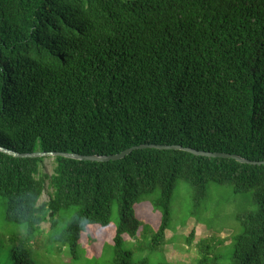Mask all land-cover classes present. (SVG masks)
<instances>
[{
  "label": "trees",
  "instance_id": "1",
  "mask_svg": "<svg viewBox=\"0 0 264 264\" xmlns=\"http://www.w3.org/2000/svg\"><path fill=\"white\" fill-rule=\"evenodd\" d=\"M144 144L264 161V0H0V146L109 155ZM54 158L48 175L45 157L0 149V205L27 228L9 234L3 264H36L26 240L46 221L50 240L75 255L90 225L108 224L114 203L119 247L124 233H140L134 204L158 190L154 251L178 180L192 185L196 204L210 182L251 193L257 208L239 216L229 264H264L263 164L153 147L106 162ZM211 241L202 239L196 264H226ZM116 261L144 264L126 250Z\"/></svg>",
  "mask_w": 264,
  "mask_h": 264
},
{
  "label": "rangeland",
  "instance_id": "2",
  "mask_svg": "<svg viewBox=\"0 0 264 264\" xmlns=\"http://www.w3.org/2000/svg\"><path fill=\"white\" fill-rule=\"evenodd\" d=\"M54 167L55 158L45 157L41 165L42 172L51 175ZM48 182L49 180L46 182L40 203L49 200L51 189ZM158 195L157 190L137 200L133 211L141 220L140 233L136 237L124 233V243L119 247L115 243L120 222L115 203L108 224H92L83 232L75 255L69 245L50 240L49 221L43 222L41 230L28 237L25 247L36 264H123L116 260L124 250L133 252V261L136 263L196 264L201 257L200 243L202 239H207L212 240L211 254L215 255L219 262H233L232 237L242 231L239 216L257 208L251 193H235L229 183L210 182L206 197L196 204L192 185L178 180L171 201L172 220L166 231L165 242L152 251L148 244L162 218L161 208L154 203ZM5 209V205H0V248L3 253H8L12 246L9 234L16 232L25 236L27 228L25 225L6 220ZM71 213L72 209L69 213L61 212L60 225L67 223ZM0 264H3V261H0Z\"/></svg>",
  "mask_w": 264,
  "mask_h": 264
},
{
  "label": "water",
  "instance_id": "3",
  "mask_svg": "<svg viewBox=\"0 0 264 264\" xmlns=\"http://www.w3.org/2000/svg\"><path fill=\"white\" fill-rule=\"evenodd\" d=\"M158 148V149H184L189 152H192L197 155H203L208 157H226V158H232L242 163H250V164H258V165H264V161H257V160H250L248 158H245L239 154H232L227 152H216V151H205V150H196L192 148H186L182 147L180 145H167V144H144V145H135L130 148H127L123 150L122 152L116 153V154H79V153H70V152H45V151H37L33 153H19L16 151H13L11 149L3 148L0 146V149L3 150L6 153H9L14 156H23V157H33V156H64L68 158H74L79 160H89V161H99V162H106L110 160H118L121 158H124L127 154L132 152L135 149L139 148Z\"/></svg>",
  "mask_w": 264,
  "mask_h": 264
}]
</instances>
